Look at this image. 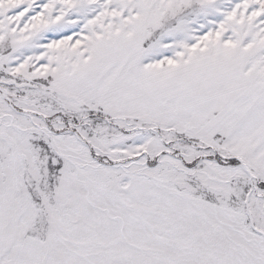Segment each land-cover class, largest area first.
I'll use <instances>...</instances> for the list:
<instances>
[{"label": "snow or ice", "instance_id": "snow-or-ice-1", "mask_svg": "<svg viewBox=\"0 0 264 264\" xmlns=\"http://www.w3.org/2000/svg\"><path fill=\"white\" fill-rule=\"evenodd\" d=\"M0 264H264V0H0Z\"/></svg>", "mask_w": 264, "mask_h": 264}]
</instances>
